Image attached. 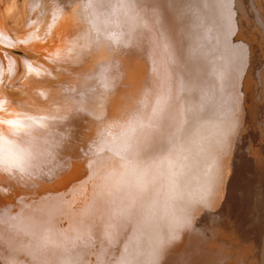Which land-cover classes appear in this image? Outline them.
<instances>
[{
    "label": "water",
    "instance_id": "95a60500",
    "mask_svg": "<svg viewBox=\"0 0 264 264\" xmlns=\"http://www.w3.org/2000/svg\"><path fill=\"white\" fill-rule=\"evenodd\" d=\"M122 2L0 0V120L48 118L34 137L11 136L0 124V151L12 141L33 155L26 180L0 173V256L8 255L9 245L34 246L48 231L57 244L41 248L39 257L49 262L71 257L98 264L118 259L127 245L125 255L149 264L186 216L189 222L165 243L158 264H264V32L241 0H235L232 27L239 33L233 38H226V13L200 9L199 0H176L175 17L165 6L163 26L150 31L140 21H150L153 0H135L130 12L119 7ZM243 2L254 3L253 13L264 17V0ZM229 39L251 47L246 71ZM241 76L242 107L234 101ZM162 92L168 106L149 124ZM85 94L92 109L87 118L76 114ZM234 103L240 127L221 183L209 182L210 157L188 144L174 158V182L147 169L143 191L137 190L138 174L125 173L118 151L131 121L138 117L145 125L136 126L131 140L148 160L169 146L181 122L196 132L199 145L215 143ZM117 181L123 182L120 191ZM202 197L210 202L207 212L199 210ZM121 200L134 201L137 209L151 205L154 214L145 221L138 213V223L127 224L112 214ZM109 226L116 242L102 246ZM86 233L94 243L77 239Z\"/></svg>",
    "mask_w": 264,
    "mask_h": 264
},
{
    "label": "snow or ice",
    "instance_id": "6c2138e0",
    "mask_svg": "<svg viewBox=\"0 0 264 264\" xmlns=\"http://www.w3.org/2000/svg\"><path fill=\"white\" fill-rule=\"evenodd\" d=\"M54 7H60L62 10H66L68 5H53ZM166 6L168 12L173 14L174 17L178 15L176 0H153L152 15L151 19L140 21L137 16L135 19L140 21L141 27L145 30H151L157 25L163 26L164 24V7ZM241 6L245 14H251L254 20H257L261 31L264 32V17H257L253 13L255 8L254 3H244L241 0ZM88 7H92L91 4ZM119 7L127 10L134 11L137 7L135 0H124ZM198 7L203 10L209 9H219L223 10L226 15H224V28L226 38H233L239 33V29H233L232 25L235 20V14H238V9L236 7L235 0H199ZM232 54L235 56L237 64L239 67H243L246 71L247 64L245 61L251 60L252 49L249 45L245 44L243 40L235 41L234 39H229ZM166 47V43H165ZM30 71V68L28 69ZM262 71H264V66H262ZM243 79L240 77V88L234 97V101H238L242 107L241 97L244 96L243 92ZM5 101H0V109H2ZM79 105L76 108V114L80 117H90L92 116V109L89 105V98L87 94L80 100L76 101ZM169 103V96L165 93H160L152 106L151 115L149 117V124L153 121L163 118L166 107ZM232 118L230 120L227 130L224 132L223 136L213 144L207 146L199 145L196 141V132L193 129L184 128L183 122L177 126L176 132L174 133V140L169 141V146L166 149H161L160 153L148 160L141 158V154L137 147L132 143L131 134L136 131V126L144 127L142 120L140 118H135L128 125L129 136L125 138L119 147V156L121 160V167L125 170V173H136L138 174V179L136 183V188L138 191H143V181L142 176L145 174L147 169H152L157 173L163 175L167 173L169 175L170 182H174L175 173L172 171L175 164V156L178 152L185 150V146L188 144H197L200 153L206 154L210 157L209 168L212 171L210 176L211 184H219L224 179V164L223 161L227 158L228 153L231 149V139L234 133H238L240 127V121L238 115H236L235 103L231 109ZM107 117H103L106 119ZM66 119V118H62ZM113 124L119 123V120H113ZM0 124H7L10 129L11 136H19L20 134H26L34 137L40 130H45L48 126V118L46 116L35 117L31 115H24L23 117L17 116L14 120L2 121ZM67 138L71 139V131L65 133ZM178 141V142H177ZM3 142V137L0 136V143ZM33 155L28 148L21 147L12 141H8L7 150L0 151V173L4 175L15 178L18 180H26L30 175L31 161ZM125 173H121L124 175ZM123 185L122 181L116 182V191H120ZM109 196H113L112 192H109ZM112 203H115V198H113ZM200 208L202 207L205 212L210 208V202L202 197L200 200ZM143 216L145 221L152 218L154 214L153 207L151 205L137 209L134 201L124 203L121 200L114 208H112V214L114 217L125 221L127 224L136 225L137 214ZM189 222L188 217L182 216L176 221L175 230L169 239L163 242L153 253L152 259L149 264H158L159 253L164 247L165 243H170L172 240L177 239L176 230L182 228L183 224ZM118 234L110 230V226L106 227L102 233L101 245L112 246L115 244ZM77 239H84L88 242L92 241V236L89 233L84 234L82 237H77ZM36 244L34 246L20 245L18 247L6 246L4 251L8 253L7 256H0L3 260V264H79L78 259L71 257L60 259L57 261L49 262L43 258L39 257V250L41 248L55 246L57 241L50 235L48 231L41 232L36 237ZM128 252L127 245L124 248V253H122L118 259L110 260H99L98 264H144L143 261L136 257H129L125 255ZM23 256L21 260L20 257Z\"/></svg>",
    "mask_w": 264,
    "mask_h": 264
}]
</instances>
